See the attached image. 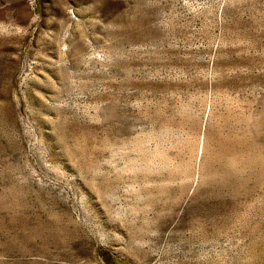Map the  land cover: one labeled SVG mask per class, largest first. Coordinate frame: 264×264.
I'll use <instances>...</instances> for the list:
<instances>
[{"label": "rangeland", "instance_id": "374dc122", "mask_svg": "<svg viewBox=\"0 0 264 264\" xmlns=\"http://www.w3.org/2000/svg\"><path fill=\"white\" fill-rule=\"evenodd\" d=\"M0 264H264V0H0Z\"/></svg>", "mask_w": 264, "mask_h": 264}]
</instances>
